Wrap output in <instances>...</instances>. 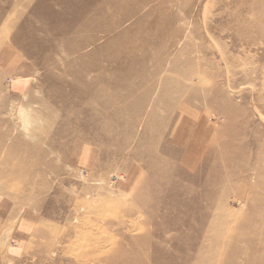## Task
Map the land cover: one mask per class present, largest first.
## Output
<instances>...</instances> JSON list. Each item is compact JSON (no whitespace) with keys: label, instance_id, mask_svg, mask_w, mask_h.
Segmentation results:
<instances>
[{"label":"rangeland","instance_id":"obj_1","mask_svg":"<svg viewBox=\"0 0 264 264\" xmlns=\"http://www.w3.org/2000/svg\"><path fill=\"white\" fill-rule=\"evenodd\" d=\"M242 1L112 10L160 35L148 91L76 78L136 34L93 31L88 0H0V264H264V0Z\"/></svg>","mask_w":264,"mask_h":264},{"label":"bare ground","instance_id":"obj_2","mask_svg":"<svg viewBox=\"0 0 264 264\" xmlns=\"http://www.w3.org/2000/svg\"><path fill=\"white\" fill-rule=\"evenodd\" d=\"M133 1L134 0H110L109 3L104 4L102 2L98 4V3H95L93 0H88V2L93 5L92 7L93 13L91 14L90 17L87 18V20L91 18L92 20L94 19V22H96L94 23L93 31L95 32L100 31L103 34L114 33L117 36V39L119 41L124 40V39L128 40L131 36H133L134 33L136 34L134 35L133 38L131 37L134 43H133V46L129 50H124V43L121 48L120 46L122 45V42L116 43L114 41L113 42L115 46V51L111 54H108V53L104 54L101 46L94 47L93 51L88 56H85L84 58L77 60L79 69L83 73L77 75L76 78L81 79L82 76L85 75L84 73L88 74V73H91L93 70H96L99 72L98 73L99 75L98 79L100 82L99 86H101L102 89H104V87H107L109 89L110 88L117 89L118 87H121V85H127L128 87L130 86L134 90L141 88V87L147 88L148 91L150 90L151 88L150 84H145V83H148L146 77H149V75L145 73V67L147 65L150 66V64L154 62L153 60L154 54L152 53L153 59L151 57H148V60H144L142 62L134 63L133 57H135L134 55L135 53L141 54L147 51V49H145L143 46L144 43H149L150 41H153V42L160 41L161 40L160 35L157 34L156 31H152L147 38L141 41L140 34L138 33V31L133 32L131 28H121V26H119L121 23L127 20V17L115 19L111 22L106 21V16H108L112 12V10L119 8V6H121L122 4H129L130 2H133ZM149 1H153V0H140V1L138 0L139 7L137 8V10H135L136 15L140 13L139 9L144 4L148 3ZM254 5H255L254 0H252V4H250V0H246V1L244 0L240 2V6L247 7L248 10L253 9ZM156 13H157V10L153 8L149 9V12L146 15H141L138 18L139 20L138 25L140 27H144L145 24L149 21V19L154 17ZM169 13H170V9L166 8V15L162 16V19L160 21L158 22L155 21L154 23H150L153 26L151 28L152 29L161 28V26L164 25V23H170L174 14L172 13L167 18V15ZM93 40H95L93 37L90 38L86 42H83V39H82V44H80L79 46L77 45L75 49L73 50V52L79 51L80 49L85 48V46L89 44L90 42H92ZM250 41L254 42V40L252 39ZM110 42H106L105 47H108L113 43V42L112 43ZM174 42L175 41H173V43ZM90 55L91 56L95 55L97 56L96 59H103L106 63L105 64L101 63L98 60L91 61L92 57ZM155 69H156L155 72L152 73L150 77L154 76L155 74H158L157 72L160 69V66L155 65ZM76 81L77 80H75L74 83H76ZM70 85L71 84H68V86ZM57 86H61V85H57ZM76 86H72L71 88L74 91L73 93L78 96H80L79 94H82V92H85L90 87L88 84L85 83L82 85L84 88V90L82 91V88H78ZM258 100H257L258 103L264 102V96L262 97L261 95L258 98ZM162 102H165V101L162 99L157 100V105L160 107ZM131 128H133V125L129 126L128 130H132ZM154 129L162 130L160 126H157ZM252 253L254 254L255 252H252ZM256 253L258 254V252Z\"/></svg>","mask_w":264,"mask_h":264}]
</instances>
